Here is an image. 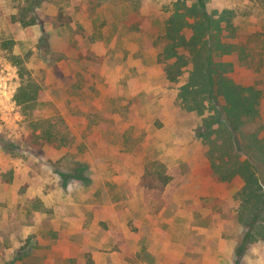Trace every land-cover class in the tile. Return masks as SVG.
<instances>
[{"label": "rangeland", "instance_id": "1", "mask_svg": "<svg viewBox=\"0 0 264 264\" xmlns=\"http://www.w3.org/2000/svg\"><path fill=\"white\" fill-rule=\"evenodd\" d=\"M196 1L0 0V264H264L245 180L214 166L264 159V0ZM172 16L215 79L261 91L239 132L216 85L183 105Z\"/></svg>", "mask_w": 264, "mask_h": 264}, {"label": "trees", "instance_id": "2", "mask_svg": "<svg viewBox=\"0 0 264 264\" xmlns=\"http://www.w3.org/2000/svg\"><path fill=\"white\" fill-rule=\"evenodd\" d=\"M196 2L199 8H202V10L205 8L206 0H197ZM181 24V19L173 16L167 22L165 38L168 45L166 46V53H170L171 51L176 53V61L166 63L165 69L167 71V77L171 81H177L179 76L183 73L182 67L194 61L195 64L190 77L187 83L181 86L179 92L180 97H182L183 105L188 109L193 108V103L196 102L194 97L203 91H209L213 85H216L218 91L226 101L227 124L235 132H239L244 119L252 117L256 119L259 117L258 105L261 99V91L255 88L247 90V88H244V86L228 77L222 76L215 79L212 75L213 69L210 64L208 63L206 65L201 63L198 59L200 51V46L198 44L203 39L205 31L196 29L191 35H187L184 30L185 27ZM198 24L199 22H196V25ZM205 26L207 28L206 31H212H210V25ZM181 50L188 52L186 53ZM186 56L189 57L185 58ZM17 58L18 57H16V59ZM18 64L20 65L21 62H18ZM198 88L200 90L195 94ZM32 94L33 92H29L27 98L33 100L34 94ZM19 101H21V98ZM219 157L221 161L217 160L216 162V160H214L215 168L224 167L226 165L229 169L230 179L238 174L246 182L241 191L242 202L239 219L248 227L249 239H264V187L262 186V178H260L257 171L259 163L264 162V159L260 158L256 152H253L249 155L248 159H237L235 161L234 159L236 156L232 154L227 147L220 153ZM163 180L165 183L169 182V178L166 176L163 177Z\"/></svg>", "mask_w": 264, "mask_h": 264}]
</instances>
